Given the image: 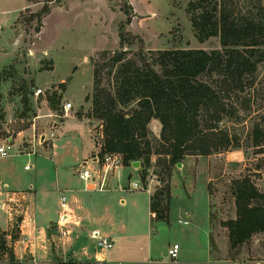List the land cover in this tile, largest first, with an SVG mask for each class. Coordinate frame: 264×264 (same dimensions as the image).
I'll use <instances>...</instances> for the list:
<instances>
[{"label": "rangeland", "instance_id": "1", "mask_svg": "<svg viewBox=\"0 0 264 264\" xmlns=\"http://www.w3.org/2000/svg\"><path fill=\"white\" fill-rule=\"evenodd\" d=\"M190 1L0 0V113L4 116L0 120V137L16 134L32 125L38 140L41 133L48 135L47 141L31 148L34 152L32 160L28 161V156L22 154L19 157L11 155L13 166L22 176L32 177L37 170L39 180L47 186L50 175L55 174L54 160L68 176H77L75 170L79 167L80 157L91 149L92 140L88 136L89 127L77 118L71 116L61 123L68 115L85 118L90 124L93 140H102V121L88 117L92 111L94 89L93 61L104 50L122 49V25L125 32L138 37L124 46L134 52L173 48H202L210 52L222 48L217 36L205 41L198 39L187 12ZM45 5L49 6V11L40 21L36 14ZM233 6L241 16H262L260 0H234ZM128 17L131 21L125 23ZM217 77L206 74L203 79L216 87ZM111 78L105 75L103 82L107 84ZM37 89H42L39 95L35 94ZM51 97L55 101L54 107L49 101ZM225 101L232 106V112L225 117L222 126L235 136L239 146L205 156H185L183 166L190 168L185 181L197 182L203 173L208 179L212 246L219 250L230 248V254L237 256L240 262L264 260V231L232 249L229 230L223 225L224 221L236 218L232 192L234 179L249 176L264 193V144L256 145L254 140L255 127L264 123V61L259 63L255 74L245 78L244 88L231 91ZM66 102L72 103L68 113L64 109ZM41 110L48 113L46 124L35 120ZM54 122H60V125L53 127ZM5 123H8L7 129ZM51 131L55 132L52 139L49 138ZM159 136L160 133L155 134L150 128L154 150L159 148ZM159 158L158 154L152 156L148 171L165 179L161 183L163 186L167 175L162 171L163 166L158 165ZM26 164L30 165L29 170L24 169ZM176 171L179 170L175 165L172 174ZM171 179L172 175L170 184ZM137 180L140 182L138 173L133 171L130 178L124 175L121 182L131 187ZM125 190L124 197L131 200L132 190ZM60 196V193L50 194L47 198L53 202ZM23 207L20 204L12 211L13 235H18L16 220ZM124 209L127 207H122ZM2 233L0 236H5ZM7 247L13 249L8 241ZM5 260L17 264L11 263L7 251L0 258L1 262ZM69 260L74 258L68 257L65 261Z\"/></svg>", "mask_w": 264, "mask_h": 264}, {"label": "trees", "instance_id": "2", "mask_svg": "<svg viewBox=\"0 0 264 264\" xmlns=\"http://www.w3.org/2000/svg\"><path fill=\"white\" fill-rule=\"evenodd\" d=\"M233 2L191 0L187 6L198 39L205 41L217 36L220 49L134 52L124 46L138 37L125 32L122 25V49L104 50L93 61L94 89L88 117L102 121L101 154L118 153L125 166L139 161L144 182L152 156H160L158 165L163 166L167 182L151 197L152 220H168L172 169L185 156H205L239 146L235 136L222 126L232 112L225 96L242 90L245 78L255 74L264 61V0H260L259 6L262 16L256 17L239 15ZM48 11L49 6L45 5L36 14L38 20ZM130 21L128 17L125 23ZM206 74L218 76L216 87L203 79ZM105 75L112 76L107 84L103 82ZM49 101L54 107V98ZM3 117L0 113V120ZM152 119H159L162 125L159 148L155 150L149 137ZM254 140L256 145L264 144V123L255 127ZM232 192L236 218L224 221L223 225L229 230L234 249L264 231V193L249 176L234 179ZM6 251L14 263L13 249L7 247L5 236H0V258ZM57 264L91 263L59 259Z\"/></svg>", "mask_w": 264, "mask_h": 264}, {"label": "crops", "instance_id": "3", "mask_svg": "<svg viewBox=\"0 0 264 264\" xmlns=\"http://www.w3.org/2000/svg\"><path fill=\"white\" fill-rule=\"evenodd\" d=\"M42 110L35 117L46 124L48 113ZM77 118L88 128L92 140L91 149L80 157L78 166L84 160L96 153L101 141L92 138L90 124L85 118ZM8 128V123L3 124ZM60 122H54L53 127ZM155 134L161 132L159 119L149 123ZM45 139L42 141V136ZM46 132L41 133L39 140L34 125L19 130L16 134L0 137V146H5L8 156L0 154V232L5 235L15 255L17 264H57L59 259L74 258L75 261L100 264H238L237 256L230 254V248L215 249L212 246V211L211 198L208 189V179L203 173L199 181H185L190 169L186 166L178 168L172 174L171 199L169 203L168 220H152L151 197L160 188L157 181L152 179V170L148 171L145 182L141 178V168L121 165L107 176L103 189L99 181H84L75 170L76 178L67 175L57 161L55 174L50 175L51 187L44 186L39 180L36 170L32 177L22 176L13 166L11 155L20 154L32 160L31 148L38 143L47 141ZM36 161V158L33 159ZM31 167H34L32 162ZM30 165L24 166L29 170ZM138 173L139 181L145 187L135 189L123 185V176ZM41 172V171H40ZM154 174V173H153ZM138 181V180H137ZM47 187V188H46ZM162 187V186H161ZM125 188L132 195L128 200L124 197ZM139 190V191H137ZM137 192V193H136ZM56 201L48 200L47 195L58 194ZM117 194L118 198H117ZM136 194V195H134ZM144 194L146 196H144ZM65 196L68 201L71 223L70 234L63 236L56 227V221L62 213L61 199ZM23 205L22 213L18 216V235L14 238L11 226L13 209ZM127 207L122 210L117 206ZM12 208V209H11ZM11 229V230H10ZM10 230V231H9ZM99 231L113 242L112 248L101 249L93 232ZM6 232V233H4ZM174 243L180 245L178 257L173 259L169 249ZM223 252H227L226 255ZM222 254V255H220ZM12 263V262H11ZM249 264H264V260L249 261ZM0 264H10L7 260Z\"/></svg>", "mask_w": 264, "mask_h": 264}, {"label": "built area", "instance_id": "4", "mask_svg": "<svg viewBox=\"0 0 264 264\" xmlns=\"http://www.w3.org/2000/svg\"><path fill=\"white\" fill-rule=\"evenodd\" d=\"M42 92V89H37L35 91L36 95ZM72 108L71 102H66L64 104V109L68 113L69 110ZM55 137V132L51 131L49 134V138L52 139ZM102 144L100 143L98 150L94 155L90 158L84 160L79 164L78 171L79 176L84 181H95L98 179L99 181V188L103 189L105 186V182L107 176L112 173L115 169L121 166L122 163V156L118 153H103L101 154ZM0 154L2 156H8L9 151L5 146H0ZM152 179L157 181L158 186H161L162 180L157 176V174H151ZM133 188H144L145 185L143 181H135L132 185ZM61 207L62 213L59 219L56 221V227L59 233L63 236L70 234L69 225L71 223L70 215H69V206L68 201L65 196L61 199ZM0 208H2L0 204ZM93 238L96 239L97 245L103 249L108 250L112 248L113 242L110 238L106 235L101 234L99 231L93 232ZM180 249V245L178 243H174L172 247L169 249V255L171 258L176 259L178 257V252ZM93 264H100V263H93ZM238 264H249L248 261H241Z\"/></svg>", "mask_w": 264, "mask_h": 264}, {"label": "water", "instance_id": "5", "mask_svg": "<svg viewBox=\"0 0 264 264\" xmlns=\"http://www.w3.org/2000/svg\"><path fill=\"white\" fill-rule=\"evenodd\" d=\"M42 141L45 139V135H43L42 136ZM133 167H135V168H141V163L139 162V161H134V162H132V164H131ZM182 166H183V163L182 162H179L178 164H177V167L178 168H182Z\"/></svg>", "mask_w": 264, "mask_h": 264}]
</instances>
